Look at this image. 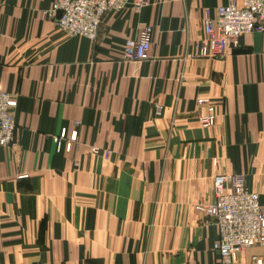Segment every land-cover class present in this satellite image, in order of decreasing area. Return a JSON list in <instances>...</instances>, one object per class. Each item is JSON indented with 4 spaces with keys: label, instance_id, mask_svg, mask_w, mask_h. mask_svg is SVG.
I'll return each instance as SVG.
<instances>
[{
    "label": "crops",
    "instance_id": "1",
    "mask_svg": "<svg viewBox=\"0 0 264 264\" xmlns=\"http://www.w3.org/2000/svg\"><path fill=\"white\" fill-rule=\"evenodd\" d=\"M54 1L0 0V90L17 96L15 141L0 146V264H220L218 228L196 207L234 174L264 205V34L194 58L206 10L229 0H146L107 14L95 41L58 28ZM146 25L149 59L124 61ZM63 129L79 133L70 152L57 151ZM254 257L264 264V245L235 264Z\"/></svg>",
    "mask_w": 264,
    "mask_h": 264
},
{
    "label": "built area",
    "instance_id": "2",
    "mask_svg": "<svg viewBox=\"0 0 264 264\" xmlns=\"http://www.w3.org/2000/svg\"><path fill=\"white\" fill-rule=\"evenodd\" d=\"M147 5L146 0H55L45 15L55 25L71 36L95 41L103 18L109 13H120L132 8L136 13ZM153 28L146 25L138 39H128L123 47L126 62H143L149 59ZM264 34V0H229L212 15L205 12L204 37L194 44V58L224 57L229 49H238L240 39L246 34ZM16 97L0 90V146H9L15 141ZM199 106H206L207 114L201 117L203 126H212L216 121L215 109L209 101L199 98ZM76 127L80 125L75 123ZM75 129L68 136L63 129L55 138L57 151L65 147L70 152L78 143ZM98 154L99 149L93 148ZM215 202L204 207V214L218 228V240L213 250L220 264H235L245 250L264 245V205L260 196L250 191L243 175H217L213 180ZM257 264L263 260L254 257Z\"/></svg>",
    "mask_w": 264,
    "mask_h": 264
},
{
    "label": "rangeland",
    "instance_id": "3",
    "mask_svg": "<svg viewBox=\"0 0 264 264\" xmlns=\"http://www.w3.org/2000/svg\"><path fill=\"white\" fill-rule=\"evenodd\" d=\"M206 205H202V204H199L197 207H196V209H197V211H199V212H201V213H204V207H205Z\"/></svg>",
    "mask_w": 264,
    "mask_h": 264
}]
</instances>
